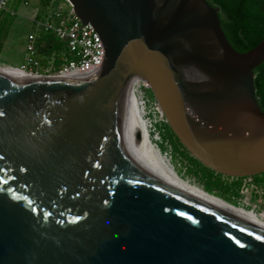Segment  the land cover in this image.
<instances>
[{
	"label": "water",
	"instance_id": "1",
	"mask_svg": "<svg viewBox=\"0 0 264 264\" xmlns=\"http://www.w3.org/2000/svg\"><path fill=\"white\" fill-rule=\"evenodd\" d=\"M68 1L105 64L69 82L0 75V264H264V228L168 188L121 111L141 78L203 166L264 174V40L238 52L207 0Z\"/></svg>",
	"mask_w": 264,
	"mask_h": 264
},
{
	"label": "built area",
	"instance_id": "2",
	"mask_svg": "<svg viewBox=\"0 0 264 264\" xmlns=\"http://www.w3.org/2000/svg\"><path fill=\"white\" fill-rule=\"evenodd\" d=\"M10 2L11 0H0V13L6 11L14 14L9 9ZM44 35L53 36L64 47L59 54H54L46 65L43 64L37 46L39 37ZM56 59L60 61L59 67L55 65ZM105 59V46L100 35L90 24L82 23L75 14L73 5L68 0H48L41 18L32 20L31 29L25 38L21 71L37 77L58 80L69 77L81 78L98 73L105 64ZM143 87L149 89V86L144 83L139 91L141 107L144 116H148L145 119L149 126L167 123L159 104L154 99H144L141 95ZM222 179L229 184L240 183V201L244 206H251V199L254 197L264 202V178L261 183L257 182L255 177L237 178L223 175ZM253 208L255 209V206Z\"/></svg>",
	"mask_w": 264,
	"mask_h": 264
},
{
	"label": "trees",
	"instance_id": "3",
	"mask_svg": "<svg viewBox=\"0 0 264 264\" xmlns=\"http://www.w3.org/2000/svg\"><path fill=\"white\" fill-rule=\"evenodd\" d=\"M23 0H11L13 9L11 12L17 13ZM211 6L219 8V17L221 27L234 49L240 53H247L256 48L264 40V0H207ZM48 1L41 0L40 8L37 11L36 18H41L42 13L47 7ZM0 13V51L3 47V41L8 36L16 15L3 11ZM2 14V15H1ZM38 50L43 64L55 54H59L63 50V44L51 35H44L38 39ZM55 65L59 67L60 61L56 59ZM255 88L259 105L264 112V63L255 70ZM162 132L159 136L167 139L178 138L172 132L167 123H162ZM184 148V147H183ZM185 149V148H184ZM162 152V150L160 149ZM196 166L195 174L200 176L203 183V190L208 194L217 196L218 198L228 202L226 198L235 200L241 199L239 194L240 183H225L222 179L223 175L217 174L209 168L203 166L198 160L188 155ZM263 182V179L257 180ZM236 206V205H234Z\"/></svg>",
	"mask_w": 264,
	"mask_h": 264
},
{
	"label": "rangeland",
	"instance_id": "4",
	"mask_svg": "<svg viewBox=\"0 0 264 264\" xmlns=\"http://www.w3.org/2000/svg\"><path fill=\"white\" fill-rule=\"evenodd\" d=\"M40 0H26L22 1L18 11V15L16 16V20L12 29L10 30L8 36L3 41V47L0 51V69L1 70H10L14 71V75H22L21 66L24 62V38L28 35L31 29V20L34 17L35 13L31 9L39 7ZM9 9H13V3H9ZM39 9V8H38ZM4 12H2L3 14ZM1 14V15H2ZM13 36V39H11ZM9 42L8 47L6 44ZM21 73V74H20ZM26 74V73H24ZM28 76V75H27ZM141 95L144 99L149 98L153 100V94L150 89L142 88ZM145 118H148L146 115ZM153 121V119H152ZM162 124H154L153 127L149 126V130L151 133L152 140L158 145L159 149L161 148L162 154L168 157L174 166L178 175L184 180L190 182L193 185L198 186L203 189V183L200 176L195 174L196 166L193 161L189 158V152L183 148L181 142L176 139H167L164 136H159V132L163 134ZM264 174L254 176L257 180H262ZM228 202L236 205L235 207L243 208L249 211H252L255 206L254 212L260 215V217L264 220L263 212H264V202L257 200L256 197L252 198L251 206H244L240 199H233L231 197L226 198ZM264 201V200H263Z\"/></svg>",
	"mask_w": 264,
	"mask_h": 264
},
{
	"label": "bare ground",
	"instance_id": "5",
	"mask_svg": "<svg viewBox=\"0 0 264 264\" xmlns=\"http://www.w3.org/2000/svg\"><path fill=\"white\" fill-rule=\"evenodd\" d=\"M13 72L10 70H6V69L4 70L0 69V75L8 76V77L22 80V81L30 82V81H35V80L37 81L48 80V79L54 80V78H43V77H37V76L29 75V74H24V72L22 73V75H14ZM75 79L76 78H73V77H69L65 79L61 78V80L66 81V82L74 81ZM144 83L146 82L143 79L138 78V77L131 80V82L128 85L125 97H124L121 111L129 115L146 132L152 146L154 147L156 151L159 173L163 181L167 185V187L175 192L194 197L198 200L206 202L217 208H220L222 210L228 211L235 215L241 216L264 228V220L260 217V215H258L254 211H249L243 208L235 207L233 204L231 205L225 202L224 200L218 198L217 196L208 194L203 189L199 188L196 185L191 184L190 182L186 181V179L184 180L178 175L170 159L161 153L160 151L161 148L159 149L158 145L151 138L149 124H148V121L145 119L144 111L141 107V101L139 97L140 88L142 87Z\"/></svg>",
	"mask_w": 264,
	"mask_h": 264
},
{
	"label": "crops",
	"instance_id": "6",
	"mask_svg": "<svg viewBox=\"0 0 264 264\" xmlns=\"http://www.w3.org/2000/svg\"><path fill=\"white\" fill-rule=\"evenodd\" d=\"M24 1H26V0H24ZM48 1V0H47ZM40 2H41V0H40ZM40 2H39V7L38 8H40ZM38 8H34V9H31L32 11H34V12H36L35 13V15H34V17L32 18V20L34 19V18H36V14H37V11H38ZM19 12V11H18ZM16 16L18 15V13H14ZM15 20H16V18H15ZM32 20H31V24H32ZM15 22V21H14ZM14 25V24H13ZM12 29V28H11ZM26 38V37H25ZM25 38H24V44H25ZM11 39H13V36H12V38ZM8 45H9V42L6 44V47H8ZM257 198V197H256Z\"/></svg>",
	"mask_w": 264,
	"mask_h": 264
}]
</instances>
